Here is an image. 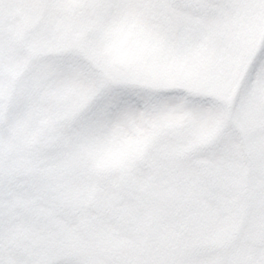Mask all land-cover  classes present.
<instances>
[{
  "label": "snow or ice",
  "instance_id": "6c2138e0",
  "mask_svg": "<svg viewBox=\"0 0 264 264\" xmlns=\"http://www.w3.org/2000/svg\"><path fill=\"white\" fill-rule=\"evenodd\" d=\"M0 264H264V0H0Z\"/></svg>",
  "mask_w": 264,
  "mask_h": 264
},
{
  "label": "rangeland",
  "instance_id": "374dc122",
  "mask_svg": "<svg viewBox=\"0 0 264 264\" xmlns=\"http://www.w3.org/2000/svg\"><path fill=\"white\" fill-rule=\"evenodd\" d=\"M149 140V134L137 132L133 136L120 141L106 156L104 164H114L129 155L141 152Z\"/></svg>",
  "mask_w": 264,
  "mask_h": 264
}]
</instances>
